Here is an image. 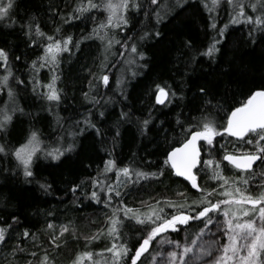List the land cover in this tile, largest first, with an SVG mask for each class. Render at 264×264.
Wrapping results in <instances>:
<instances>
[{"label":"trees","instance_id":"1","mask_svg":"<svg viewBox=\"0 0 264 264\" xmlns=\"http://www.w3.org/2000/svg\"><path fill=\"white\" fill-rule=\"evenodd\" d=\"M15 3L11 21L0 22V48L9 54L14 77L23 81L17 84L10 77L18 105L11 111V122L0 131V145L7 150L0 153V227L6 229V240L0 242V264H40L45 253L50 257V264H72L78 253L102 252L111 246L106 218L121 203L141 208V201L179 200L178 192L185 193L189 202L199 198L200 193L184 180L166 172L159 180H141L128 185L126 195L114 197L112 204L105 207L103 200L97 203L90 199L92 191H100L93 188L91 181L97 177L108 183L114 180V172L99 175L109 159L119 168L157 171L166 151L182 139L177 121L186 127L188 122L194 123L208 115L219 124L223 116L219 108L227 110L252 91L264 89V30L250 35L252 26L244 22L230 23L231 10L226 0H220L211 13L204 7L205 3L210 7L211 0H157L155 5L150 0H137L141 8L131 11L128 25L122 31H110L121 44L127 41V46L114 44L105 52L99 39H82L89 37L95 25L105 18L102 11L93 10L65 23L81 0H15ZM33 21L45 36L73 38L70 50L60 53L55 68L59 77L56 80L58 103L49 102L43 96L47 90L42 85L50 79L40 76L39 69L50 66L40 68L38 61L37 71L31 67L44 54L43 45L48 43L46 38L36 36L34 26L29 29ZM213 22L215 29L210 27ZM221 28H224L223 38L218 36ZM214 39L220 41L216 45L219 51L213 56L201 55ZM77 41L79 47H76ZM132 44L137 46V53L131 52ZM102 64L107 65L103 74L109 76L108 86L96 79L102 74ZM3 74L0 69V76ZM33 78L39 85L33 83ZM157 84L169 91L162 105L155 101ZM202 87L207 95L200 92ZM7 91L0 88V106L11 99ZM84 93H89L87 99ZM92 97L99 103L93 102ZM121 113L127 116L122 119ZM85 118L95 127H88ZM144 120L149 121L146 127ZM32 131L38 133L43 151L33 158V176L25 178L11 152L25 143ZM233 141L232 137L218 136L215 148L222 153L220 145L223 144L232 151ZM69 144L73 145L72 150L65 151L59 159L47 156L46 149L63 150ZM243 147L252 150L250 145ZM203 155L209 158L206 153ZM201 172H206L209 178L207 170ZM226 173L228 177L240 175L238 171ZM250 181L254 186L264 181V164L257 162ZM208 182L209 187L216 186L214 181ZM41 184L48 186L47 191ZM118 216L122 218L123 213ZM49 223L55 229H49ZM124 224V239L131 247L136 242L139 226L129 220H124ZM61 225H67L70 230L57 241L60 246L56 248L50 240ZM201 226L193 221L172 236L177 240L188 236L190 240V234ZM25 230L30 234L28 237L23 236ZM100 233L103 234L98 239L85 240ZM32 252H36L35 257Z\"/></svg>","mask_w":264,"mask_h":264},{"label":"snow or ice","instance_id":"2","mask_svg":"<svg viewBox=\"0 0 264 264\" xmlns=\"http://www.w3.org/2000/svg\"><path fill=\"white\" fill-rule=\"evenodd\" d=\"M150 2L152 5L157 4V0H150ZM226 3L231 10L230 23L244 22L252 26L250 35L257 30H264V0H226ZM219 4L220 0H211V7L207 3L204 7L211 13ZM15 7V0H0V22L11 21ZM140 8L141 5L137 3V0H98V2L81 0V3L68 15L65 23L69 20L80 19L85 13L93 10L105 13V18L95 25L90 36L82 37V39L92 37L99 39L104 51L107 52L114 44H121V41L117 40L114 35H110V31L114 29L122 31L129 23L131 11ZM210 19L214 18L210 17ZM33 26L36 36L46 38L48 43L43 45L44 54L34 60L31 67L33 71H37L38 61L40 68L52 66L51 81L42 85L47 89L43 96L49 102L58 103L60 94L56 87V80L59 77L55 74V68L59 64L60 53L70 50L69 45L72 44L73 38L71 36L62 38L45 36L40 26L34 21L29 23V29ZM210 27L215 29L216 24L213 22ZM156 35L159 36V32ZM223 35L224 28H221L218 36L223 38ZM219 42V39H214L201 55L213 56L219 51L216 47ZM79 43V41L76 42V47H79ZM126 46L127 41L121 44V47ZM131 52H138L135 44L131 45ZM140 57L143 58L142 53ZM106 67V64H102V74L96 79L108 86L109 76L103 74ZM0 69L4 73L0 76V88H6L7 95L14 101V90L9 82L10 77L15 79L17 84H22L23 81L14 77L9 64V54L4 48H0ZM33 83L39 85L40 82L33 78ZM117 83L119 84V80ZM200 92L207 95V90L203 87L200 88ZM171 95L174 96L175 93ZM84 96L87 99L89 93H84ZM168 97L169 91L157 84L156 103L164 104ZM92 101L99 103L95 97H92ZM15 110V108L11 109V111ZM218 111H223L222 122L219 124L215 119H210L208 115H203L199 120L193 118L195 122H188L186 127L177 121L181 126L182 139L166 151L162 165L155 172H145L129 166L119 168L114 160L105 161L104 169L99 175L114 172L115 179L108 183L98 177L92 178L93 188L100 191L90 193L92 201L99 203L103 200L105 207L112 204L114 197L121 198L122 195H126L125 188L128 185L139 183L141 180H159L166 172L183 178L190 183L192 189L200 193V196L189 202L185 193L178 192L179 200L150 198L154 199V202L141 201V208H130L121 203V206L113 208L111 216L106 218V232L112 240L111 246L102 252L94 253L86 250L78 253L72 264H197V262L199 264H264V181L257 186L258 191L250 187L254 164L257 161L264 164V89L252 91L245 99L230 106L227 110L219 108ZM101 115H103L102 112ZM126 116V113H121L122 119ZM11 120L10 110L7 107L0 109V131L5 130ZM84 122L88 127H95L87 118ZM148 123V120L143 121L145 127ZM97 134H99V129H97ZM222 135L234 138L232 151H229L223 144L220 145L222 153L216 150V137ZM244 145L252 146V150L243 147ZM72 148V144L63 150L57 147L48 151L47 156L56 160ZM39 151H43L39 135L36 131H32L26 142L11 152L18 167L22 168L25 178L33 176L31 166L34 156ZM0 153H7L3 145H0ZM205 153L209 158H204ZM217 155L221 158L217 159ZM225 161L240 175L225 176L223 174ZM204 170L210 173L209 179L216 183L215 187L199 185L198 172ZM40 187L47 191V185L41 184ZM78 187L79 185L75 186L73 192ZM118 213H123V217L118 216ZM124 220L134 221L135 225L139 226L136 229V242L131 247L124 239L122 231L126 227ZM13 221L16 222L15 216ZM193 221L199 222L202 226L194 234H190L192 236L190 240L188 236L185 237L186 242L184 243L167 239L166 234L179 233L182 230L181 226H190ZM210 226H215L217 231L212 234L213 239L204 240V237L211 233ZM48 228L53 229L54 225L49 223ZM69 230L67 225H61L59 233L51 236L50 242L54 247L60 246L57 241ZM5 231V228L0 227V242L6 240ZM102 234L85 237V240L98 239ZM29 235V232L25 230L23 236L28 237ZM221 236L223 241L220 239ZM165 245L168 247L165 248ZM31 255L35 257L36 252H32ZM40 264H50V257L47 253L41 258Z\"/></svg>","mask_w":264,"mask_h":264},{"label":"rangeland","instance_id":"3","mask_svg":"<svg viewBox=\"0 0 264 264\" xmlns=\"http://www.w3.org/2000/svg\"><path fill=\"white\" fill-rule=\"evenodd\" d=\"M211 7V6H210ZM162 10H163V7H162ZM51 67V66H50ZM50 67L48 68V67H46V69H39V74H40V76H45L46 77V79L47 78H49L50 79V81H51V78H52V76H51V73H50ZM39 74H38V77H39ZM50 81H48V83L50 82ZM47 90V89H46ZM8 103H7V105L6 104H2L1 106H0V109H4L5 107H7L9 110H10V112H11V109L12 108H14L16 105H18V103L14 100H12V99H8V101H7ZM46 151L48 152V150L46 149ZM114 179H115V175H114ZM222 219V218H221ZM210 228H211V233H209L208 235H206L205 237H204V240H211V239H213L214 237H213V233H216V228H215V226H210ZM53 229H55V228H53ZM60 230H57V231H55L56 233H58ZM166 236H167V239H169V240H177V239H174L173 238V236H172V233H169V234H166ZM220 239H221V241H223V237L221 236L220 237ZM177 241H180V242H182V243H184V242H186V240L185 239H181V240H177ZM165 248H167L168 246L167 245H165L164 246ZM197 264H199V262H197Z\"/></svg>","mask_w":264,"mask_h":264},{"label":"flooded vegetation","instance_id":"4","mask_svg":"<svg viewBox=\"0 0 264 264\" xmlns=\"http://www.w3.org/2000/svg\"><path fill=\"white\" fill-rule=\"evenodd\" d=\"M231 168V169H230ZM253 168H255V165L253 166ZM227 171H229V172H232V173H237V170L236 169H234V168H232V166H226V164H225V167H224V170H223V174H226L227 175ZM202 176V177H201ZM198 177H199V179H200V184H203V186H205V187H209L210 186V182H208V180H209V178H208V175L206 174V172H204V174H202V172L200 171V172H198ZM201 177V178H200ZM198 179V180H199ZM198 183H199V181H198ZM188 184V183H187ZM199 184V185H200ZM254 184V182H250V187H251V189L252 190H254V191H256V189H255V187H257V186H254L253 185ZM257 185V184H256ZM212 186V185H211ZM190 187V186H189ZM213 187V186H212ZM191 188V187H190ZM194 190V189H193ZM194 191H196V190H194ZM196 192H198V191H196ZM181 228H182V231L183 230H185L186 229V227L185 226H181Z\"/></svg>","mask_w":264,"mask_h":264},{"label":"water","instance_id":"5","mask_svg":"<svg viewBox=\"0 0 264 264\" xmlns=\"http://www.w3.org/2000/svg\"><path fill=\"white\" fill-rule=\"evenodd\" d=\"M155 101H156V100H155ZM256 163H257V162H256ZM256 163H255V164H256ZM255 164H254V165H255ZM179 178H180V177H179ZM182 179H183V178H182ZM186 182H187V181H186ZM187 183H188V182H187ZM188 184L190 185V183H188ZM190 186H191V185H190Z\"/></svg>","mask_w":264,"mask_h":264},{"label":"bare ground","instance_id":"6","mask_svg":"<svg viewBox=\"0 0 264 264\" xmlns=\"http://www.w3.org/2000/svg\"><path fill=\"white\" fill-rule=\"evenodd\" d=\"M162 105V104H161ZM226 162V161H225ZM258 162V161H257ZM227 163V162H226Z\"/></svg>","mask_w":264,"mask_h":264}]
</instances>
